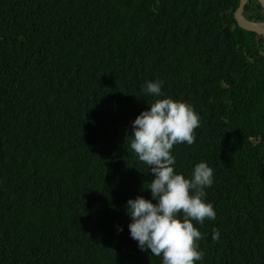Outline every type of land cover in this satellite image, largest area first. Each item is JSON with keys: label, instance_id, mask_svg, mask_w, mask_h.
<instances>
[{"label": "trees", "instance_id": "trees-1", "mask_svg": "<svg viewBox=\"0 0 264 264\" xmlns=\"http://www.w3.org/2000/svg\"><path fill=\"white\" fill-rule=\"evenodd\" d=\"M238 4L0 0V264H162L127 214L156 203L127 137L157 80L200 118L175 172L213 169L195 264H264V37L237 25ZM243 15L264 21L257 0Z\"/></svg>", "mask_w": 264, "mask_h": 264}, {"label": "clouds", "instance_id": "clouds-1", "mask_svg": "<svg viewBox=\"0 0 264 264\" xmlns=\"http://www.w3.org/2000/svg\"><path fill=\"white\" fill-rule=\"evenodd\" d=\"M162 81H146L142 91L157 99L132 123L130 148L139 161L146 164L153 176L146 190L152 199L137 196L127 201L130 236L142 250L162 257V264H195L204 257L197 241L201 232L193 221L203 225L205 219L215 220L211 203L205 202V189L213 184V169L206 162L194 165L186 178L174 170V145L195 143V130L200 118L190 104L162 96ZM122 231V228H118ZM220 233L213 229L212 239Z\"/></svg>", "mask_w": 264, "mask_h": 264}, {"label": "water", "instance_id": "water-1", "mask_svg": "<svg viewBox=\"0 0 264 264\" xmlns=\"http://www.w3.org/2000/svg\"><path fill=\"white\" fill-rule=\"evenodd\" d=\"M248 0H239L238 7L233 13L237 25L249 32L256 33L260 37H264V21L251 20L243 15L244 6ZM264 9V0H257Z\"/></svg>", "mask_w": 264, "mask_h": 264}]
</instances>
